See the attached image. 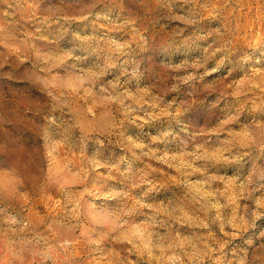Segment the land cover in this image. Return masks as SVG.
<instances>
[{
  "label": "clouds",
  "instance_id": "clouds-1",
  "mask_svg": "<svg viewBox=\"0 0 264 264\" xmlns=\"http://www.w3.org/2000/svg\"><path fill=\"white\" fill-rule=\"evenodd\" d=\"M169 138L183 145L179 156L161 153ZM138 152L177 175L148 165L131 178L120 163ZM245 156L264 160V0H0V264H77L75 242L54 234L50 245L33 217L69 177L85 183L108 168L105 182L113 173L131 180L128 199L148 185L142 199L158 184L186 187L192 164L171 161L209 169ZM94 207L70 215L87 218ZM261 216L246 210L232 232L220 225L239 240L230 258L209 223L200 225L209 229L203 246L176 245L174 258L264 264Z\"/></svg>",
  "mask_w": 264,
  "mask_h": 264
},
{
  "label": "rangeland",
  "instance_id": "rangeland-1",
  "mask_svg": "<svg viewBox=\"0 0 264 264\" xmlns=\"http://www.w3.org/2000/svg\"><path fill=\"white\" fill-rule=\"evenodd\" d=\"M8 19L11 17H5V20ZM82 31L90 32L91 29L82 28ZM163 130L153 128L157 135ZM219 147V143L207 147L205 154L214 155ZM159 148L161 153L179 156L183 145L178 147L169 138L167 143L160 142ZM116 151L122 152V149L116 147ZM137 157L126 163H120L118 159L112 162L120 163L121 171L130 168L129 175L133 179L138 178L141 170L148 165L161 170L152 175H177L174 167L170 168L139 152ZM171 162L175 165L192 164V168L188 169L190 174L181 178L186 187L180 189L175 184H158V191L153 190L142 199L140 194L148 185L134 189L131 193L134 199H128L123 193L128 190L127 184L131 180L124 181L123 177L113 173L115 179L105 182L108 168H99L85 183L67 178L63 193H49V198L34 209L33 217L38 231L48 238L50 245H54V234L71 238L77 248V264H180L174 258L175 246L183 245L189 251H198L203 246L204 238L209 235V229L200 225L209 223L212 233L223 244V251L230 258L233 240L236 243L239 240L224 236L219 230L220 225H224L225 232H232L234 229L231 225L246 210H264V179H260L264 177V160L257 161L245 156L242 161L218 164L209 169L202 167L204 162L200 160ZM148 179H152V176ZM136 201L139 203L133 207ZM85 203L96 206L90 208L87 218L81 211H77L75 216L70 215L73 209L79 210ZM65 204L67 207H64ZM255 227L264 228V216L256 220ZM104 233L110 234L101 245H91L89 248L85 244L84 237L95 240ZM208 242L212 243L211 240ZM144 243H147V249H144ZM216 255L211 261L206 260L205 264H215ZM181 259L188 264L184 257Z\"/></svg>",
  "mask_w": 264,
  "mask_h": 264
}]
</instances>
